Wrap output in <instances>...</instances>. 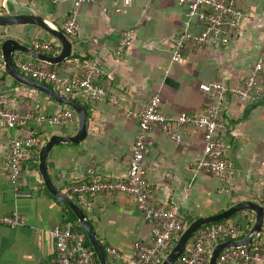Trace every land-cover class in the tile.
Wrapping results in <instances>:
<instances>
[{
  "label": "crops",
  "instance_id": "1",
  "mask_svg": "<svg viewBox=\"0 0 264 264\" xmlns=\"http://www.w3.org/2000/svg\"><path fill=\"white\" fill-rule=\"evenodd\" d=\"M237 3L245 13L239 38L223 47L189 45L180 62L172 61V50L182 32L187 8L178 0H135L130 6L119 0H102L80 6V30L76 37L70 38L74 44L72 56L52 66L68 74L74 70L73 60L99 63L102 75L97 84L105 87L109 96L91 103L83 93H78V102L88 112L86 136L78 143L53 146L47 159L49 175L61 192L67 194L70 182H89L93 176L109 180L127 177L139 129L138 117L128 116V112L140 113L158 95L161 111L166 115H200L215 103L213 96L200 88L202 83L221 80L236 85L264 59V0H237ZM72 11L73 0L57 3L0 0V14L36 12L62 30ZM7 28L5 40L14 38L37 50L31 41L39 39L53 44L55 51H37L51 56L62 51L61 42L43 28L35 25ZM129 30L133 33L132 42L120 56L119 41ZM19 58L34 59L28 53L16 51L14 61L18 69ZM0 66L2 88L13 109L27 112L39 105L40 110L55 113L66 106L13 79L6 72L2 49ZM223 120L226 129L220 138L224 157L231 163L225 179L208 175L198 167L205 146L202 130L175 127L174 131L182 133V141L174 140L158 126L148 133L141 171L153 186L155 204L175 210L184 219L206 218L249 200L264 207L260 198L264 188V96L255 102L232 99L223 111ZM41 128L45 133L38 146L40 150L53 135H76L79 118L76 114V120L67 126L46 124ZM29 134L30 128L8 129L0 125V218L18 212L25 221V225L17 227L0 224V264H52L56 256L53 230L56 226L71 225L68 209L44 182L39 158L36 163H24L22 187L18 191L10 181L6 166L12 139ZM68 196L87 213L109 264H135L136 243L153 244L151 227L132 197L95 194L80 203ZM239 213L229 223L242 221L244 229L250 232L257 213L252 210ZM238 234L221 242L248 235L238 238ZM215 242L209 244V261L213 249L221 243ZM193 244L194 240L190 250ZM111 248L117 255L110 253Z\"/></svg>",
  "mask_w": 264,
  "mask_h": 264
},
{
  "label": "built area",
  "instance_id": "2",
  "mask_svg": "<svg viewBox=\"0 0 264 264\" xmlns=\"http://www.w3.org/2000/svg\"><path fill=\"white\" fill-rule=\"evenodd\" d=\"M57 3L59 0H52ZM102 0H73V11L63 23V30L74 38L80 30L78 10L87 2ZM125 6H130L135 0H119ZM187 8V16L183 29L176 39L172 50V61L180 62L187 46L223 47L239 38L245 18L244 11L236 0H178ZM200 27L195 31V27ZM6 36L0 32V51ZM133 38L131 30L121 36L118 44V55L122 56L129 48ZM32 45L37 50L54 52L55 47L49 42L34 39ZM19 69L34 80L51 84L63 94L83 93L89 102L97 103L108 97L105 87L97 84L102 75V67L97 62L73 60L72 72L62 73L49 63L36 59L19 58ZM1 67V66H0ZM1 72V69H0ZM200 88L215 99V103L200 114L166 115L161 111V101L158 95L153 96L148 105L138 114L128 112V116H137L139 129L131 151L129 171L126 178L109 180L93 176L89 182H70L65 192L76 201L86 202L95 194H125L133 198L143 212L151 227L153 244L138 242L135 245L133 261L135 264H162L170 253L174 240L185 230L177 212L167 206L157 205L153 201V186L142 173V164L146 156L148 133L155 127L172 135L176 141H182L181 132L174 128H195L204 133V153L198 162V167L208 175L225 179L231 163L224 157V144L220 134L226 129L223 111L228 102L238 99L242 102H255L264 96V60L260 59L250 71L241 86H230L221 80L202 83ZM116 102L114 98H111ZM76 120L71 109L47 113L41 110L20 112L10 107V99L2 88L0 80V125L12 129L20 124L36 121L53 126H67ZM41 138L34 135L17 136L12 139L7 156L6 169L10 181L16 191L22 187L24 163L35 158L34 150L40 146ZM260 198L264 201V188ZM0 224L17 227L25 225L18 212L0 218ZM239 226L235 223L201 228L197 231L194 244L189 253H183L174 264H207L209 261L208 244L218 239H228L237 236ZM56 244V256L52 264H99L90 248L84 243L78 229L56 226L53 230ZM261 239V242L258 240ZM256 242L246 247H236L224 250L219 258L223 264H264V228ZM110 253L117 255L111 248Z\"/></svg>",
  "mask_w": 264,
  "mask_h": 264
},
{
  "label": "water",
  "instance_id": "3",
  "mask_svg": "<svg viewBox=\"0 0 264 264\" xmlns=\"http://www.w3.org/2000/svg\"><path fill=\"white\" fill-rule=\"evenodd\" d=\"M18 25H35L43 28L44 30L52 34L55 38H57L62 44V51L57 56H51L34 50L14 38H8L7 40H5L2 44L1 49L3 59L5 61L6 72L13 79L28 87L43 91L56 102L70 106L76 112L77 117L79 118V132H77V134L74 136L53 135L40 150L39 169L49 191L56 198H58V200H60L64 204L69 205L71 210L78 217L81 226L85 230V233L87 234L89 241L97 254V258L100 264H109L106 250L102 245L95 227L91 223L87 213L77 202H75L67 194L61 192L56 187L49 175L47 167V159L53 146L61 143H78L86 136L88 130V112L82 104H80L72 97L63 94L56 88L46 83L26 77L19 71L14 61V53L16 51H22L28 53L34 59L47 62L51 65H57L72 56L74 44L69 36L61 28L54 26L52 23L48 22V20H46L42 15L36 12L22 14H0V27H12ZM245 210H252L257 213L256 220L250 232L246 237L240 240L230 239L217 244L212 251L209 264H218L221 253L226 249L252 245L260 238L264 228V207L258 202L249 200L237 203L218 214L206 218L195 219L185 228L180 238L162 264H174L178 260V258L186 251L187 244L190 238H192L202 227L219 221L227 220L231 216Z\"/></svg>",
  "mask_w": 264,
  "mask_h": 264
},
{
  "label": "trees",
  "instance_id": "4",
  "mask_svg": "<svg viewBox=\"0 0 264 264\" xmlns=\"http://www.w3.org/2000/svg\"><path fill=\"white\" fill-rule=\"evenodd\" d=\"M236 1H237V0H236ZM7 29H8L7 27H0V32L6 34V33H7ZM38 40H39V39H38ZM40 41H43V40H40ZM44 42H46V41H44ZM263 60H264V59H263ZM0 63H1V51H0ZM251 70H252V68H251ZM251 70H250V71H251ZM249 74H250V72L248 73V75H249ZM248 75H247L245 78H243V80L240 81L238 84H236V85L228 84V85L233 86V87L241 86V85L244 84V82H245L246 78L248 77ZM0 77H1V75H0ZM50 85H51V84H50ZM67 95L78 101V93H70V94H67ZM62 106H63V105H62ZM66 108L73 110V108H71L70 106H67V105L64 106V109H66ZM33 110H34V111H35V110H40L39 105H34ZM41 111H42V110H41ZM73 111H74V110H73ZM74 113H75V111H74ZM75 115H76V113H75ZM44 125H46V124L38 123V122H36V121H30V122L25 123V124H20V125H18L17 127H19V128H23V129H25V128H30V134H31V135H34V136L40 137L41 140H44L45 129H44V128H41V126H44ZM47 125H48V124H47ZM39 150H40V147H36V149L34 150V152H35V158L32 160L34 163H36V162L38 161V158H39ZM35 166H36V164H35ZM36 167H37V166H36ZM64 207H65L66 209H68V211H69V213H70V216H69V218H68V223H70L71 225H70V226H69V225H65V226H63V228L71 227V228H74V229H78L79 232H80V234H81L82 237H83L84 243L90 248V250H91L93 256L96 258L97 262L99 263L98 258H97V254H96L95 250L93 249V247H92V245H91V243H90V241H89V238H88L87 234L85 233V230H84L83 227L81 226L78 217H77L76 214L71 210L70 206L64 204ZM239 215H240V213H237V214L231 216L230 218H228L227 220H223V221H219V222H216V223H213V224H209V225L204 226V227H202V228H207V227H212V226H218V225L228 224L229 222H231L232 220H234V219H235L237 216H239ZM179 217H180V215H179ZM194 219H195V218L192 217V216H191V217H188V218H186V219L180 217V220H181V222L183 223V225H184L185 227L188 226L190 223H192V222L194 221ZM66 224H67V223H66ZM237 224L239 225V227H240V229H241L240 232H239V234H238V238H242V237L246 236V235L248 234L249 231H248V229H244V223H243L242 221H239ZM195 236H196V235H194V236H193L192 238H190V240L188 241L187 249H186V251H185V254L189 253V251H190V245H191L192 241L195 239ZM177 239H178V238H176V239L174 240V244L177 242ZM222 240H223V239L220 238V239H218V240H216V241H217V243H218V242H221ZM212 242H213V244L216 243L215 241H212ZM258 242H261V239H259ZM174 244H173V245H174ZM214 245H215V244H214ZM210 246H211V245H210ZM210 246H209V244H208V246H207L208 250H210Z\"/></svg>",
  "mask_w": 264,
  "mask_h": 264
}]
</instances>
